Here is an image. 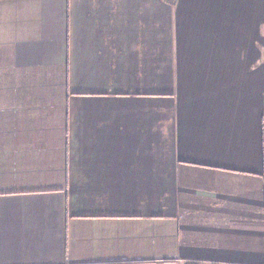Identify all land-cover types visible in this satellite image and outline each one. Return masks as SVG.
I'll return each mask as SVG.
<instances>
[{
  "label": "crops",
  "instance_id": "1",
  "mask_svg": "<svg viewBox=\"0 0 264 264\" xmlns=\"http://www.w3.org/2000/svg\"><path fill=\"white\" fill-rule=\"evenodd\" d=\"M0 264H264V0H0Z\"/></svg>",
  "mask_w": 264,
  "mask_h": 264
},
{
  "label": "rangeland",
  "instance_id": "2",
  "mask_svg": "<svg viewBox=\"0 0 264 264\" xmlns=\"http://www.w3.org/2000/svg\"><path fill=\"white\" fill-rule=\"evenodd\" d=\"M6 85H4V87H5ZM10 86V85H9Z\"/></svg>",
  "mask_w": 264,
  "mask_h": 264
}]
</instances>
